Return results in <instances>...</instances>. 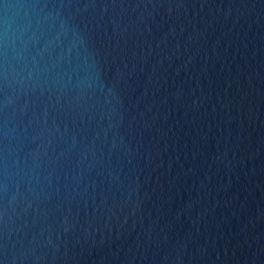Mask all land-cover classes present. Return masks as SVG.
<instances>
[{"label":"water","instance_id":"obj_1","mask_svg":"<svg viewBox=\"0 0 264 264\" xmlns=\"http://www.w3.org/2000/svg\"><path fill=\"white\" fill-rule=\"evenodd\" d=\"M0 264H264V0H0Z\"/></svg>","mask_w":264,"mask_h":264}]
</instances>
